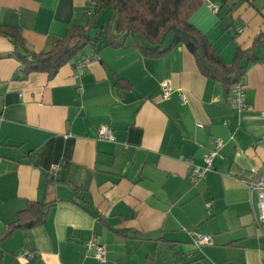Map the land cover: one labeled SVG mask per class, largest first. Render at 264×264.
Segmentation results:
<instances>
[{
	"label": "crops",
	"instance_id": "0c3cea01",
	"mask_svg": "<svg viewBox=\"0 0 264 264\" xmlns=\"http://www.w3.org/2000/svg\"><path fill=\"white\" fill-rule=\"evenodd\" d=\"M91 1L0 0V25L20 32L22 53L49 51L74 26L107 23L94 19ZM206 2L191 22L232 64L264 32V2L210 0L216 13ZM136 40L113 47L104 35L49 77L25 74L0 35V236L30 201L52 203L43 223L0 240V264H264L244 185L264 174V45L242 79L247 107L237 110L184 44L149 57ZM102 125L113 140L99 137ZM216 138L212 170L191 180ZM196 234L211 241L197 246ZM89 240L103 245L105 261Z\"/></svg>",
	"mask_w": 264,
	"mask_h": 264
},
{
	"label": "trees",
	"instance_id": "16d2710c",
	"mask_svg": "<svg viewBox=\"0 0 264 264\" xmlns=\"http://www.w3.org/2000/svg\"><path fill=\"white\" fill-rule=\"evenodd\" d=\"M243 1L247 0H235V4ZM202 3L203 0H97L93 9L94 19L97 20L104 11L112 10V17L106 24L99 27L93 22L87 26H74L53 49L39 53L29 51L24 54L20 51L19 45L24 40L16 28L0 25V35L12 41L13 54L20 59L25 74L42 71L47 72L49 77L54 76L85 46H95L104 35L107 36L108 45L113 47L125 46V38L135 36L136 45L149 57L162 56L182 43L195 55L201 72L223 84L229 98L231 88L242 81L248 64L262 60L255 51L264 45V32L255 37L251 47H238L234 62L226 64L206 34L191 22V16ZM141 36L144 41H141ZM169 36H172V41L165 46ZM120 81L123 83V80ZM51 205L48 201H30L19 212L17 219L7 226L0 240L16 228L43 223Z\"/></svg>",
	"mask_w": 264,
	"mask_h": 264
},
{
	"label": "built area",
	"instance_id": "2783aa9c",
	"mask_svg": "<svg viewBox=\"0 0 264 264\" xmlns=\"http://www.w3.org/2000/svg\"><path fill=\"white\" fill-rule=\"evenodd\" d=\"M97 0H92L91 4L94 7L96 5ZM211 9L216 13L218 12V7L209 3ZM88 62V59H83L77 62V69L82 72L83 66ZM19 75L22 76V73L19 72ZM171 84L169 81L165 80L162 82V94L164 98H168L171 95ZM229 105L233 109L243 110L247 107L245 102V87L243 82H237L230 90L229 96ZM199 127H204V124L199 123ZM99 137L104 140H113L114 139V131L108 125H102L99 128ZM223 141L221 138L215 139V145L212 149H210L205 156V165H193L191 171L189 173V177L193 181H197L206 176V174L212 170V163L214 157L217 155L218 150L222 147ZM244 185L248 191L249 200L252 203L253 207L258 210L257 216V225L263 230L264 233V174H256L250 179L244 180ZM211 241L210 236L204 234H196L194 238V243L197 246L209 243ZM87 249L94 250L95 255L101 259V261H105L104 258V247L100 243L95 240L87 241ZM19 257L34 259L38 256V252L34 250H22L18 254Z\"/></svg>",
	"mask_w": 264,
	"mask_h": 264
},
{
	"label": "rangeland",
	"instance_id": "374dc122",
	"mask_svg": "<svg viewBox=\"0 0 264 264\" xmlns=\"http://www.w3.org/2000/svg\"><path fill=\"white\" fill-rule=\"evenodd\" d=\"M209 2L207 3V5L209 6V3H210V0H208ZM263 0H256V5H262V2ZM212 4H214V5H216L214 2H211ZM220 3H221V1H220ZM220 3H218L217 5H220ZM239 7V6H238ZM225 8V9H224ZM223 9V12H226L225 10L227 9L226 7H224ZM222 10V9H221ZM214 12V11H213ZM224 15H225V13H224ZM112 17V10H106L105 12H104V14L102 15V17L101 16H99L98 17V20L100 21V23H104L105 21L106 22H108L109 21V19ZM261 229V228H260Z\"/></svg>",
	"mask_w": 264,
	"mask_h": 264
}]
</instances>
